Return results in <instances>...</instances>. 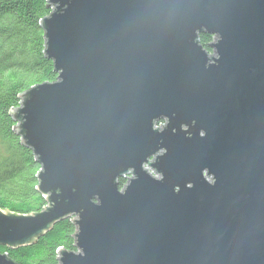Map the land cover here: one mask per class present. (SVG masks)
<instances>
[{
  "label": "water",
  "instance_id": "95a60500",
  "mask_svg": "<svg viewBox=\"0 0 264 264\" xmlns=\"http://www.w3.org/2000/svg\"><path fill=\"white\" fill-rule=\"evenodd\" d=\"M48 1L58 78L12 110L47 204L0 245L73 216L57 264H264V0Z\"/></svg>",
  "mask_w": 264,
  "mask_h": 264
},
{
  "label": "trees",
  "instance_id": "16d2710c",
  "mask_svg": "<svg viewBox=\"0 0 264 264\" xmlns=\"http://www.w3.org/2000/svg\"><path fill=\"white\" fill-rule=\"evenodd\" d=\"M48 3L0 0V207L20 213L35 212L47 204L37 189L40 164L17 135L12 110L20 105L24 91L58 78L53 60L44 52L41 20L51 11ZM213 36L201 33V44L210 49ZM72 218L59 220L32 244L0 245V252H7L19 264H57L60 248L76 250L77 227Z\"/></svg>",
  "mask_w": 264,
  "mask_h": 264
},
{
  "label": "rangeland",
  "instance_id": "374dc122",
  "mask_svg": "<svg viewBox=\"0 0 264 264\" xmlns=\"http://www.w3.org/2000/svg\"><path fill=\"white\" fill-rule=\"evenodd\" d=\"M210 54L211 55H213V56H216V53L214 52V50H211L210 51ZM162 123H158V125H161ZM144 167H145V165H144ZM149 167V166H148ZM150 169V171H151V173H153L155 176H157V177H160V174H157L155 171H154V169L153 168H149ZM210 179V178H209ZM128 180H125V181H123L122 182V186H124V184L127 182Z\"/></svg>",
  "mask_w": 264,
  "mask_h": 264
},
{
  "label": "bare ground",
  "instance_id": "6f19581e",
  "mask_svg": "<svg viewBox=\"0 0 264 264\" xmlns=\"http://www.w3.org/2000/svg\"><path fill=\"white\" fill-rule=\"evenodd\" d=\"M160 154H161L160 152L157 153V155H160ZM157 155H155V156H157ZM143 165H145V168H147L149 171H150L149 168H150V167L152 168V166H149L147 163H144ZM148 166H149V167H148ZM153 169H154V168H153ZM154 171H155L157 174H160V177L155 176L153 173H151V171H150V173H151L154 177L161 179L162 176H163L162 173L157 172L155 169H154ZM130 175H131L132 177L135 176L134 174H130V173H129V176H130Z\"/></svg>",
  "mask_w": 264,
  "mask_h": 264
},
{
  "label": "flooded vegetation",
  "instance_id": "af4514ba",
  "mask_svg": "<svg viewBox=\"0 0 264 264\" xmlns=\"http://www.w3.org/2000/svg\"><path fill=\"white\" fill-rule=\"evenodd\" d=\"M215 40V36H213V39L210 41L209 45ZM208 49V48H207ZM209 51L213 50V48L210 47V49H208ZM166 120H162L160 123H165ZM129 177H131V175L129 176V174H126L122 179L123 181L127 180ZM122 181V180H121ZM122 181V182H123Z\"/></svg>",
  "mask_w": 264,
  "mask_h": 264
},
{
  "label": "built area",
  "instance_id": "2783aa9c",
  "mask_svg": "<svg viewBox=\"0 0 264 264\" xmlns=\"http://www.w3.org/2000/svg\"><path fill=\"white\" fill-rule=\"evenodd\" d=\"M129 178H130V177H129ZM129 178L127 179L128 181H129ZM128 181H127V182H128ZM127 182L124 184V186L127 184ZM124 186H122V187H124Z\"/></svg>",
  "mask_w": 264,
  "mask_h": 264
}]
</instances>
